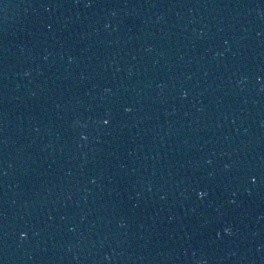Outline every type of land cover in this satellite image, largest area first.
Instances as JSON below:
<instances>
[{"label": "snow or ice", "instance_id": "snow-or-ice-1", "mask_svg": "<svg viewBox=\"0 0 264 264\" xmlns=\"http://www.w3.org/2000/svg\"><path fill=\"white\" fill-rule=\"evenodd\" d=\"M104 123H108V120L105 119V120H104ZM199 195L204 196V195H206V192H204L203 190H201L200 193H199ZM22 234H23V235H26V233H22Z\"/></svg>", "mask_w": 264, "mask_h": 264}, {"label": "clouds", "instance_id": "clouds-1", "mask_svg": "<svg viewBox=\"0 0 264 264\" xmlns=\"http://www.w3.org/2000/svg\"><path fill=\"white\" fill-rule=\"evenodd\" d=\"M228 230H230V229H228ZM21 235H23V234L21 233Z\"/></svg>", "mask_w": 264, "mask_h": 264}]
</instances>
